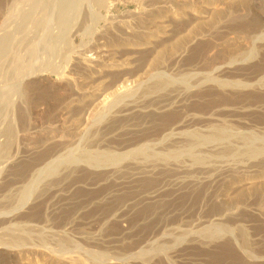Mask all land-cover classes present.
I'll list each match as a JSON object with an SVG mask.
<instances>
[{"label":"rangeland","instance_id":"obj_1","mask_svg":"<svg viewBox=\"0 0 264 264\" xmlns=\"http://www.w3.org/2000/svg\"><path fill=\"white\" fill-rule=\"evenodd\" d=\"M112 1L105 0L107 5H96L95 0H74L72 7L69 8L70 11L68 10L69 15L67 13L66 17H69L68 20L66 19L68 28H64L62 31L63 26L61 28L57 20L55 21L57 11L53 16L54 21L50 23L51 25L46 26V16L51 10L52 0H42L41 4L39 3L40 6L35 5L36 8L34 6L30 20L25 23L27 27L23 26L24 28L22 27L20 31L12 33L13 38L21 39H17L19 42L17 44L15 39V45H13L15 51H12L8 62H5L6 65L1 68L0 74H3L4 78L1 84L18 83L13 80L15 81L16 74L18 75L20 67L23 65L28 72L37 67L35 71L38 73H35L36 76L31 79L34 82L28 84L24 82V84H20L21 86H16L20 91L24 90L27 95L20 101H16L14 106L16 108H13L15 112L13 119L17 118V112L20 114L18 110L22 108L28 114V125L23 130L18 125L19 117L18 120H15L17 135L11 149L12 153L0 160V171H15L20 175L26 173L30 170V160H37L40 153L42 154L43 147L50 141L49 135L56 136L57 134L54 132L56 128L66 127L68 124L73 126L76 123L73 120L77 116L70 111L74 110L75 105L69 102L74 94L71 91L72 86L66 83L67 77L70 76L76 82L85 83L83 90L93 86L94 84L90 81L98 78L96 83L102 81V91L105 95L113 89L110 87L113 78H117L123 71L125 79H127L125 85L127 84V88L133 90L134 94L129 97L130 100L125 98V100L116 101V103L110 94L106 98L107 100L105 99L106 105H112L110 107L112 115L115 113L125 115L120 118L122 120L118 121L114 128L102 132L109 117H105L106 121L103 120L104 118H101V121L96 119L98 121L96 122L92 120L93 113L88 117L89 122L81 125L82 130L87 134H91L99 128L102 133H99L97 138H106L107 144L97 147L95 143H88V139L82 138L78 139L70 149L71 153L78 158H81L88 149L92 152L98 148L97 151L104 149V151L111 152L131 148L130 154L127 153L125 159H122L123 161L110 163V168H117V171H101L102 167H99L97 170L85 168L64 172L63 165H60L55 171L56 175L52 174L42 180L39 183V188L46 186L45 191L41 194L40 191H37L32 202L25 204L22 208H16L13 212L18 214V222L24 220L25 217H31L32 220L29 223L33 233L38 235L42 232V235H46V244L51 248L45 250L46 256L42 257L34 253L33 256L30 255L32 257L30 260L21 261L19 259V263L11 260L8 264H22L27 261L31 264H68L65 262L67 256H80L79 258L87 260V264H264V190H260L256 194L245 193L239 198L235 192L238 185L241 187L248 185L249 182L257 183L260 179L256 177L264 176V158L261 159L260 155L257 156L258 158H249V156L241 154H224L219 155L220 158L214 156L196 164L194 163L196 161L193 162L191 158L184 155L181 157L170 156L175 161L167 157L168 160L164 154L161 155L163 150H166L165 147L169 145V142L166 141L167 138H163L161 135L162 139L155 138L159 135L158 128L161 127H153L149 122H139L128 113L129 110L123 108V104L127 101L128 103H134V101L146 103L151 97L156 98L161 90L152 85L161 78L170 80V82L173 79L172 81L177 82L176 84H180L181 81L182 84L187 82L189 83L187 86L190 85L194 88L195 79L206 75L209 80L205 82L206 84L196 88V91L195 88L190 89L191 95L187 94L185 97L175 100L173 107L165 111L164 114L167 115L169 110L177 108L180 112L183 109L189 113H206L204 115L211 118L210 122L197 126H201L200 129L203 132L208 133L210 129L225 127L231 133L228 136L229 140L235 139L231 136L242 135L248 139L251 137L250 140L255 139V146H263L264 38L255 40V44L250 41L251 43L236 42L235 45H231L232 47L227 45L229 46L228 50L235 48L234 52L246 51L245 53L250 52L251 56L246 60L241 59L242 57L238 59L232 57L231 60L225 59L222 63L220 61L216 64V66L221 65L220 69L223 70L219 75L213 68L190 64L196 62L200 52L203 51V46L198 45L197 40L191 43L189 50L182 55L181 59L185 65L175 66L174 57H172L169 48L164 53L165 57L161 58L162 62L158 61L157 63L153 58L156 49H149L151 47H147L143 41L140 44L138 42L140 35L149 30L157 33L160 28L161 41L162 38L174 40L175 34L179 31L184 33L185 28H188L186 19L177 20L174 12L181 8L182 2L190 0H151L144 4L138 0ZM7 2L8 0H0V13L3 12ZM194 2L191 1L193 5ZM147 4L149 6H146ZM12 20L15 21L17 18L14 17ZM55 25L59 31L61 29L58 35L55 34L57 31ZM163 25L165 27L162 28ZM25 35L26 37H24ZM25 40L27 43L24 42ZM134 41L137 44L131 45ZM18 49L20 52L17 51ZM78 51L83 52L88 58H92L88 70H82L76 66L74 61ZM125 51H135L136 54H129L132 57L131 63L125 65L123 70L111 71L105 67L102 69L96 64V60H93L99 54L116 56ZM55 54H59V56ZM150 61H153V64ZM188 67H192L193 70ZM205 72L206 74H204ZM209 76H220L218 79L224 83L227 82V86L229 83L234 85L239 81V83L247 84L242 87L243 89L237 88V86L235 89L232 84H229L230 87H227L229 89L225 88V91H221L222 93L226 92L225 94L230 92L229 95L233 91L235 92L232 94L234 100L233 97L224 94V96L232 98L231 102H221L220 98H216L212 100L215 104H209L208 100H211L213 95L220 94L219 90L212 85L213 82L210 81ZM177 80H180V83ZM153 88L158 91V94L155 93L156 91L153 93ZM104 95H101V98ZM176 105L180 106L175 107ZM219 106L225 108L220 111L214 110ZM86 115L88 116L87 113ZM193 127L188 130H192ZM134 128L144 129L143 131L146 133L127 136L128 129ZM237 132L240 135L236 134ZM45 140L47 142H44ZM126 142L131 144L125 146V149H119L121 147L119 144L124 147ZM236 144L241 145V142H236ZM73 147L76 150H73ZM241 147L243 148L244 145ZM135 148L139 151L145 150V154L146 152L147 154L137 153L136 156ZM36 153L39 154L36 155ZM28 155L32 156L28 157ZM81 163L80 160L76 163L80 166L79 168L82 167L83 163ZM118 168L121 170L118 171ZM201 170L203 171L201 172ZM221 202H226V207H217ZM217 210L220 212L213 214ZM3 216H5L4 213L0 214L1 218ZM209 228L223 229L222 234L211 238L210 241L206 234V230ZM59 237L71 240V244L68 248L64 247V251H62L63 248L59 249L58 242H56ZM58 253H64L66 257L62 256V260L57 261L55 257H59ZM1 258L0 264H6L2 261L5 260V257Z\"/></svg>","mask_w":264,"mask_h":264},{"label":"bare ground","instance_id":"obj_2","mask_svg":"<svg viewBox=\"0 0 264 264\" xmlns=\"http://www.w3.org/2000/svg\"><path fill=\"white\" fill-rule=\"evenodd\" d=\"M41 1L42 0H10V2H9V0H8L6 6L3 9V12L1 11V13H0V71H1L2 66L6 65L4 63L8 62L7 61L8 57L11 55L12 51L15 49L13 46V45H15V39H16V44L19 43V42H17V39L18 40L21 39V38L20 39L19 38H13L12 33L18 32V30L20 31V29L23 26L27 27V26H25V23L26 22L28 23V20H30L31 12L33 13L34 6L35 5L40 6ZM73 1L74 0H52L51 10L48 12V15L46 14L47 15L46 16V19H47L46 20V24H47L46 26H48L51 22L54 21L55 18L53 16H54L55 12L57 11V13H56L57 19H55V21L57 20V22L59 23L58 25L59 26L61 25L60 26L61 28L63 26L62 31L64 28H68V27H66V25L68 23V21L66 22V19L68 20L69 17L68 18H66V17L69 15L68 10L70 7H72L71 5H72ZM95 1L97 3L96 5H99V4L105 5L106 4L105 0H95ZM110 1H112V0H110ZM138 1L141 4L142 3L144 4L146 1H151V0H145V1L144 0H138ZM191 1H195L194 5L191 3ZM108 2H109V0H108ZM187 3H189V4H187ZM74 4H75V2H74ZM110 4H112V3H110ZM146 6H149V4H147ZM36 7L37 6H35V8ZM42 7H43V5H42ZM109 7H110V5H109ZM46 8L48 9V7H46ZM175 11H176V12H174V13H176L175 18L177 20H182V18H184V19H186V21L188 23L187 24L188 28H185L186 30L184 33H180V31H179V33L175 34L174 40H168V39L162 38V41H161L159 36L162 34H161V31H159L160 30V28H159L157 33L153 30H149V31L143 32L142 35H140V40L137 38L139 40L138 42H140V44H141V41H143L144 44H147V47H151L149 49H151V50L156 49V51H155L156 53H155V55H153V58H154V61H157V63H158V61L159 62L161 61V58L165 55L164 53H165L166 49L169 48V50L172 52V54H171L172 57H174L175 66H180L181 64L185 65L182 62L183 60L181 59L182 55L187 50H189L190 44L193 43L195 40H197L198 42H196V43H198V45L203 46V51L200 52V55L197 58L198 60L196 62H193L190 64L192 66L200 65V66H203L205 68H211V69L213 68V70H215V72L217 71V73L219 75V74H221L220 71L222 70V69H220L221 65L216 66V64H218L220 61L222 63V61H224L225 59H230V60L233 59L232 57L237 58V59L242 57L241 59L246 60V59L250 58V56H251V53L250 52L245 53L246 51L240 52L241 51L240 50V51L234 52L236 50L235 48H232V49L230 48L228 50L229 46L235 45L236 42H238V43L239 42L249 43L251 41L254 43L255 40L260 39V38H264V0H190L189 2H187V1L182 2L181 8L179 10H175ZM67 13H68V15H67ZM14 17L17 18V20H15V21L12 20ZM40 18H41V16H40ZM42 21H43V19H42ZM35 26H37V25H35ZM40 26H41V24H40ZM33 27H34V25H33ZM55 27H57V26L55 25ZM163 27H165V25H163L162 28ZM44 30H45V27H44ZM65 31H66V29H65ZM34 32H35V30H34ZM56 32H58V33H56ZM59 32H61V29L59 31V29L57 27V31H55V34L58 35ZM60 36H62V35H60ZM24 37H26V35ZM35 39H36V37H35ZM135 41L132 44L131 43H128V44L129 45L130 44L136 45L137 42H135ZM24 42H26V40ZM22 43H23V41H22ZM124 43H122V44H124ZM36 44H34V45H36ZM128 44H126V45H128ZM120 45H117V46H120ZM227 45H229V46H227ZM234 47H236V46H234ZM22 48H23V46H22ZM35 48H36V46H35ZM20 49H21V47H20ZM70 50H72V49H70ZM17 51H19V49ZM43 51L46 52L45 50H43ZM53 51H54V49H53ZM171 52H169V53H171ZM54 53H56V52H54ZM45 54H47V52ZM129 54H136V52L135 51H133V52H131V51L126 52L125 51V52L120 53L119 55H116V56H112V55L110 56L107 54H99L93 60H96V64L99 65L101 68L105 67L106 69H110L111 71L112 70L119 71V70H123L125 68L124 66L127 65L128 63H131L130 61H131L132 57L129 56ZM152 54H151V56H152ZM14 55H16V54H14ZM37 55H40V54H37ZM55 55L59 56V54H55ZM115 57H118V58H115ZM11 59H13L12 56H11ZM91 59L92 58H88L83 52L80 51L77 55H75V61L74 62H76V64H77L76 66L79 69L88 70L87 68H89L91 66V64L89 63V62H92ZM150 62L152 63L153 61H150ZM183 65H181V66H183ZM76 66H75V68H76ZM34 67H35V65H34ZM35 68H37V67H35ZM35 68H33L31 71L28 72V70L26 69V67H24V65H23V67H20L18 75L16 74L17 78H15V81L13 80V82L18 81V83L17 82L16 83L10 82L11 84H5V85L3 83L1 84V82L4 78L2 77L3 74H0V111H1V113H0V138L2 137L0 140V160H2V158L6 157V156H10V154L12 153L11 149L13 147V144H14V141H15V138L17 135V127H16L17 123L15 124V120L19 119L20 123L18 125H20L23 130H25L27 128V125H28L27 115L28 114H26V111H23L24 109L20 108L18 110V111H20V114H19V112H17V114L19 115V116L17 115V118L18 117L19 118L17 119L15 117L16 119L14 120L13 116H15V115H13V114L15 112H14L13 108L14 109L16 108V107H14L16 105L15 104L16 101H20L25 95H27L24 92V90L20 91L19 87H16V86H21L22 83L24 84V82L26 84L34 82L31 79L34 76H36L35 73H38L35 71ZM188 68H190V67H188ZM182 69H184V68L182 67ZM95 70H96V68H95ZM192 70H193V68H192ZM5 71H8V70H5ZM38 71L40 72V70H38ZM206 72L204 74H206ZM212 72H214V71H212ZM210 73H211V71H210ZM208 75H207V77H208ZM14 76H15V74H14ZM152 77H153V75H152ZM218 77H220V76H217V77H214V76L210 77L209 76L210 81L212 80V82H213L212 85L214 87H216V89H218L219 93H220L219 95L214 93L215 95H213V98L211 100H208L209 104H215L214 101H212V100H215L216 98H220L221 102H225V103L231 102L232 101L231 97H233L232 94L235 93L233 91V93H231L229 95L228 93H230V92H228L227 94L231 97L224 96V94L226 92L222 93L221 91H225V88H227L229 86V84L231 85L232 83H229L227 86V82L224 83L221 79L219 80ZM97 79L98 78H94L91 81L89 80L94 85L90 86L86 90H83V86L85 83L76 82L72 77H70V76L67 77L66 83L68 85L72 86L71 91H73L72 94H74V97L72 96V99H70L69 102L75 105L74 110H70V111H72L73 115L77 116V118L73 120V122L74 123L76 122V123L73 126L68 124V125H66V127L63 126L61 128H56V130H54V132H56V134H57L56 136L51 137L49 135L50 141H48V142L46 140L44 141V142H47L48 144L43 147V150H41L42 154L40 153V157L39 158L37 157L38 159L37 160L35 159V161H32V159L30 160L31 165H30L29 169L31 171L29 170L26 173H23L21 175L17 174L15 171H0V214H2V213L5 214V216H3L2 218L0 217V258L5 257V260H2V261H4V263H6V264H8V262H10L11 260L13 262H16V263H19V259L21 261H23L24 259L30 260V259H32L31 256H33L32 254H34V253H37L38 255H41L42 257L46 256L45 250H48L49 248H51L50 245L46 244L47 243V236L46 235H45L46 237L44 235H42L41 234L42 232L38 235H37V233H35V234L33 233L32 228H30L31 225L29 223L30 220H32L31 217H25L24 220H21L23 222H21V221L18 222V214L13 212V210H15L16 208H22L25 204L32 202L33 196L37 191H40V194L45 191L46 186L43 188H39V183L42 180L47 179L52 174L56 175L57 173L55 171H57L58 166H60V165H63L62 168H63L64 172L65 171L71 172V171H74L77 169H85V168L87 170H91V169L97 170L99 167H102L101 171H117L116 167H115L116 169L110 168V163H114V162L120 161L122 159H125V157L127 156V153L130 154V152L132 151L131 148L126 149V150H122V151H116V152L104 151V149L102 150L103 152L101 150H99L100 151L99 152V151H97L99 148L96 149L95 151L90 152L91 150L89 151V149H88L87 151H85V153L82 155L81 158L79 157L80 159L77 156H75L73 153H71L72 150L70 151L71 146L74 143H76V141L78 139H82V138L88 139V141H89L88 143H90V142H92L93 144L95 143L97 147H100L104 144H107V141L105 140L106 138L102 139V137H101V139H98L97 135L99 133L101 134L102 132H104V131L112 128V127L114 128L116 126L117 122L122 120L120 118L122 116H125V115H117V113L112 115L110 113V107H112V105L108 106V105H106L107 102H106V104L104 103L107 100L106 98L111 95L114 98V103H116V101L125 100V98H129L134 94V91L127 88V86H126L127 84L125 85V81L127 79H125V73L123 71L117 78H115V79L113 78V80L110 84V87H112L113 89L109 93L107 92L108 95L106 93L104 95V92L102 91L103 87L101 86L102 81H99L96 83V81L99 80V79L98 80ZM165 79H166V77H165ZM151 80H153V79H151ZM172 80L170 82V80L169 81L167 79L162 80V78H161V80H158V82H156V83L154 82L155 84L153 83V85H152V83H150L154 88L161 90V91L159 92V95L156 98L151 97V99H149V101L146 103H144V102L142 103L141 101H139V103H137V101L136 102L134 101V103H128V101H127L125 104H123L124 110H129L128 113L131 114V116L135 120H137L139 122L143 121L145 123L149 122L150 125H152L153 127H156V126L161 127V128H158L159 135L155 138H158L161 135L163 138L169 139V140L166 139V141L169 142V145L167 147H165L166 150L165 151L163 150V153L161 155L164 154L165 158H167V157L170 158V156L171 157L172 156H176V157L180 156L181 157V155H184L186 157L191 158V160L193 162L196 161V162H194L195 164L197 162L201 163L202 160H205L207 158H213L214 156H218L217 158H220L219 155H224V154H229V155L230 154H241V155H244L246 157L249 156V158H256L257 156L260 155L261 159L264 158V156H263L264 155V144H263V146H260V145L255 146L254 145L255 139L250 140L251 137L248 139V137H243L242 135L241 136H235L234 135L231 137H233L235 139L229 140L228 136L231 135V133L228 132L227 129H225V127L224 128L218 127L214 130L210 129V131L207 130L208 133L203 132V130L200 129L201 126L200 127H197V126H198V124H202V123L207 124L210 122L209 120H211V118L205 116L206 113H204L205 115L203 113H195V112L189 113L188 111L183 110V109H181V112H180V110L177 108L176 110H169L167 115L164 114L165 111H168V109L173 107L175 100H177L178 98H183L187 94H190L189 91H191L190 89L193 88V86H190V85L187 86L189 84L187 82L182 84V81L180 83L179 82L180 80L179 81L177 80L178 83H180V84H176L177 82H173ZM195 80H196L195 81L196 84L194 85L195 89L193 88L195 91H196V88L198 89V87L203 85L205 82L209 81L206 78V75H205V77L203 75L199 79H195ZM147 82H149V81H147ZM239 82L234 84V85L232 84V86L234 88H235V86H237V88H242V87H245L247 84V83L244 84V82L243 83L242 82L239 83ZM260 82H261V80H260ZM6 83H9V82L6 81ZM154 88L152 89L153 93H154V91H156L155 93L158 94L157 93L158 91L154 90ZM237 88H235V89H237ZM149 89H151V88H149ZM227 89H229V88H227ZM145 92H147V91H145ZM193 93H195V92H193ZM227 94H225V95H227ZM236 94H239V93H236ZM101 95L102 96L104 95V97L101 98ZM146 96H148V95H146ZM190 97H192V96H190ZM196 97H197V95H196ZM228 98H231V99H228ZM129 100H130V98H129ZM233 100H234V97H233ZM235 101H236V99H235ZM123 103H124V101H123ZM179 106L176 105L175 107H179ZM26 107H27V105H26ZM162 107H163V109H161ZM182 108H184V107H182ZM223 108H225V107L219 106L218 108H216L214 110L220 111ZM178 110H179V112H178ZM86 113L88 114V116L86 115ZM92 113H93V117H94L92 120H94V121H96V119H100V121H101V118L102 119L104 118L103 120L107 119L105 117H109V119H108L107 123L105 122L106 124H105L102 132L100 131V129L98 127H96L98 129H95V131L93 130L94 132H92L91 134H87L85 131L82 130L81 125L83 123L89 122L88 117ZM84 114L87 117H85ZM125 114H127V113H125ZM96 122H98V121H96ZM193 125H195V126L193 127ZM190 127L191 128L193 127V129L188 130V128H190ZM159 129H160V131H159ZM113 130H115V129H113ZM143 130L141 128H138V129L134 128V129H130V130L128 129L127 136H132V135H137V134L143 135V133H146ZM49 131L52 132V130H49ZM236 134H238V132ZM238 135H240V134H238ZM250 135H248V136H250ZM252 136H254V135H252ZM162 137H160V138L162 139ZM252 139H253V137H252ZM236 142L237 143L241 142V145H244V147L242 148L241 145L236 144ZM130 144L131 143L126 142L124 144V147H122L123 146L122 144H119L121 146L119 149H121V148L125 149L126 148L125 146H128ZM144 147H146V146H144ZM76 148H77V146H76ZM137 148H139V147H137ZM73 150H76V149L74 148ZM137 150L138 149H136V148L134 150L136 153L135 154L136 156H137V153H141L142 155L147 154V152L145 154V150H143V151L142 150L137 151ZM148 151H149V149H148ZM37 154H39V153H36V155ZM158 154H156V155L158 156ZM36 155H35V157H36ZM133 155H134V153H133ZM142 155H140V156H142ZM148 155H150V153H148ZM31 156L28 155V157H31ZM78 156H80V155H78ZM159 156H160V154H159ZM17 157L20 158V156H17ZM147 157H150V156H147ZM161 157L163 159V156H161ZM143 159H145V158H143ZM19 160H21V159H19ZM79 160L82 161V163H83V164L81 163L82 164L81 168H79L80 166H78L76 164L77 161H79ZM171 160H173V159H171ZM188 160H190V159H188ZM150 161H152V160L150 159ZM173 161H175V160H173ZM263 162H261V163H263ZM78 164H79V162H78ZM135 164H137V163H135ZM151 164H153V163H151ZM203 165H205V164H203ZM184 167H186V166L184 165ZM190 167H191V165H190ZM194 167H196V166H194ZM140 168H142V167L140 166ZM146 168H148V167H146ZM152 169H154V168H152ZM152 169H149V170H152ZM120 170H121V168H120ZM120 170L118 168V171H120ZM144 170L147 171L148 169H144ZM202 171L203 170H201V172ZM218 172H223V171H218ZM1 175H3V176H1ZM256 178L260 179L257 183L249 182L248 185H242L241 187H239V185H238V187L235 189V192H236L238 198L241 197L242 195H244L245 193L251 192V193L256 194V192H260V190H264V180H262V179H264V176L260 175V176H257ZM226 205H227L226 202H221L217 205V207H219V208L220 207H226ZM151 210H153V209H151ZM219 212L220 211L217 210V211L213 212V214H218ZM20 225H21V227H18ZM34 226L36 227V225H34ZM222 230L220 228H216V229H210L209 228V229H207L206 230L207 231L206 234L208 235L207 239L209 238L211 241L212 240L211 238H214L217 235H219ZM206 234H205V237H206ZM203 236H204V234H203ZM205 237H203V238H205ZM210 241H208V242H210ZM56 242H58L59 249L63 248L62 251H64V247L68 248L69 245L71 244V240H69V238H65V237L64 238L59 237V239ZM58 251H60V250H58ZM58 255H59V257H55V260L60 261V260H62V256H64L65 254L64 253H58ZM64 257H66V256H64ZM79 257L80 256H73V257L67 256L66 257L67 261H65V262L68 264H87L86 259L84 260V259L79 258ZM51 258L54 259V257H51ZM22 264H31V262L27 261V262H24Z\"/></svg>","mask_w":264,"mask_h":264}]
</instances>
